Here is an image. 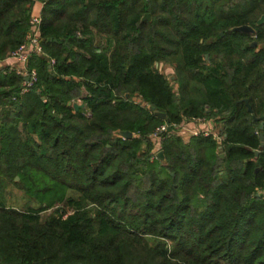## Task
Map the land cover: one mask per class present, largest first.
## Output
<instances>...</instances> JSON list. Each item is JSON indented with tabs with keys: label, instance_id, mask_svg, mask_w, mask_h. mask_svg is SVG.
Returning a JSON list of instances; mask_svg holds the SVG:
<instances>
[{
	"label": "trees",
	"instance_id": "obj_1",
	"mask_svg": "<svg viewBox=\"0 0 264 264\" xmlns=\"http://www.w3.org/2000/svg\"><path fill=\"white\" fill-rule=\"evenodd\" d=\"M37 1L36 84L0 68V264H264V0H0V61ZM155 111L223 137L151 158Z\"/></svg>",
	"mask_w": 264,
	"mask_h": 264
},
{
	"label": "built area",
	"instance_id": "obj_2",
	"mask_svg": "<svg viewBox=\"0 0 264 264\" xmlns=\"http://www.w3.org/2000/svg\"><path fill=\"white\" fill-rule=\"evenodd\" d=\"M43 5V2H40ZM41 21V13L32 10L29 18L30 29L28 30L24 41L15 49H13L7 58L14 60V65L9 67L15 71L16 74L23 77L21 82V93L27 92L34 86L38 80V74L35 68H28L26 63L31 54H42L43 48L39 34V26ZM54 61L50 60V64ZM217 129V130H216ZM217 131V132H216ZM172 135L187 138L189 136H212L218 142L221 141L222 135L219 128H216L214 119L206 117H190L186 122L168 123L164 122L157 126L149 135L155 139L169 137ZM156 151V149L154 150ZM156 154V153H154ZM157 156V154H156ZM153 156V157H156ZM152 157V158H153Z\"/></svg>",
	"mask_w": 264,
	"mask_h": 264
},
{
	"label": "rangeland",
	"instance_id": "obj_3",
	"mask_svg": "<svg viewBox=\"0 0 264 264\" xmlns=\"http://www.w3.org/2000/svg\"><path fill=\"white\" fill-rule=\"evenodd\" d=\"M3 65L8 67V65H5V64H3ZM157 67H159V69H161V71H163L166 74V76L168 77L169 82L172 85L176 86L173 83V78H172L173 69L170 66H168V65H163L161 67L157 65ZM74 102L78 103V104L81 103L79 99H76ZM188 119L189 118H183L180 121L173 122V123H177L178 124V123H181V122H186V120H188ZM214 124L216 125V128H219V130L221 131V128H222L221 127V122L214 119ZM163 138H165V137H163ZM149 139L154 144V150L156 149V151L152 150V156H151V158H152L153 156H156V154H157V152L159 150H161L160 141L162 140V138L155 139V137L153 138V137L149 136ZM142 148L145 149V145L144 144H142ZM154 153H156V154H154ZM14 179L18 180V177L16 176V177H14ZM8 190H9L8 191V196L5 197L7 205L13 206V207H17V208H22V207H27V206H31V207L37 208L38 206H40L39 201H37L35 197H31V196L27 195L24 191L20 190L19 188H16L14 186H10V188ZM51 209H49L47 211L50 212Z\"/></svg>",
	"mask_w": 264,
	"mask_h": 264
},
{
	"label": "water",
	"instance_id": "obj_4",
	"mask_svg": "<svg viewBox=\"0 0 264 264\" xmlns=\"http://www.w3.org/2000/svg\"><path fill=\"white\" fill-rule=\"evenodd\" d=\"M141 19L142 20H144V19H150V16H149L148 13H145L142 16ZM263 20H264V15H262L258 19L257 24H260L261 22H263ZM232 30H236V31L244 32V33H249V34H254L255 33L254 28L251 27V26H249V25L235 26V27L232 28ZM249 45H251L252 47H255L257 45V41H252ZM205 57H207V55H205ZM155 65H157V63ZM243 101L246 104L248 110L251 111V107L249 105L248 100L247 99H244ZM68 104L69 105H72L75 110H77L78 108H83L84 107V104H82V103L78 104V103H75V102H69ZM155 115L158 116L160 119L165 120L166 122H169V118L166 116V114L164 112L155 111ZM255 120H259L260 128H262L263 125H264V115L261 116V117H259V118H255ZM119 134H120V136H122L124 138H130V137H132V132H130V131H121ZM263 145H264V136L261 133L260 134V146L262 147ZM258 152L259 151H256V154ZM220 155L222 156L223 154H220ZM157 157L159 158V160L164 161V154H163V151L162 150H159L157 152Z\"/></svg>",
	"mask_w": 264,
	"mask_h": 264
},
{
	"label": "crops",
	"instance_id": "obj_5",
	"mask_svg": "<svg viewBox=\"0 0 264 264\" xmlns=\"http://www.w3.org/2000/svg\"><path fill=\"white\" fill-rule=\"evenodd\" d=\"M41 8H42V4L39 1H37V2L34 3L32 10L34 12H40L41 11ZM13 63H14V60L13 59L6 58V59L0 61V68L5 67L3 64L9 66V65H13ZM153 150H154V148H153Z\"/></svg>",
	"mask_w": 264,
	"mask_h": 264
}]
</instances>
